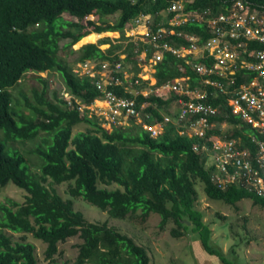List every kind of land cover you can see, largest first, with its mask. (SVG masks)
Returning <instances> with one entry per match:
<instances>
[{"label": "trees", "instance_id": "trees-1", "mask_svg": "<svg viewBox=\"0 0 264 264\" xmlns=\"http://www.w3.org/2000/svg\"><path fill=\"white\" fill-rule=\"evenodd\" d=\"M174 1L0 0V24L6 30L7 49L4 59L0 58V122L9 126V141L18 139L21 141L17 143L35 145L40 138L42 144L36 152L43 160L41 172L31 175L23 167L25 158L20 152L0 154V193L1 188L9 183L26 192L23 203L11 198L0 202V264H39L36 246L27 241V235L47 245L46 259L51 264H150L151 259L144 246L109 227L107 222H91L77 211L75 202L78 198L107 211L115 219L124 220L141 212L142 220H146L151 214H158L161 230H166L172 222L176 225L170 232L174 238H182L188 231L194 232L209 255L230 264L221 256L222 250L211 245L212 230L197 209V185H203L210 200L223 201L236 208L245 199L264 207V199L237 186L220 189L212 181L201 154L194 151V145L201 142L199 138L181 136L173 124L167 125L158 137L151 136L142 125L135 123L105 126V121L100 125L97 117L90 118L76 109H68L66 101L59 100L57 96L48 100L45 87L40 94L36 93L35 104L24 96L27 111L14 107L11 88L32 71L59 73L68 91L85 105L92 104L103 93L93 78L74 75L73 67L77 63H133L136 79L141 69L135 50L139 48L141 51L144 44L140 42L141 47H137L125 31L140 15H151L155 25L166 24L172 16L166 11ZM184 1L186 11L210 8L224 12L223 8L235 0ZM243 1L249 3L251 9L264 11V0ZM65 13L77 21L65 20ZM163 13L167 16L163 17ZM92 15L99 16V23L88 21L87 26L84 25L85 17ZM115 15H118L115 22H105ZM88 26L93 29L87 30ZM176 28L183 33L201 36L202 44L210 36L205 32V24L187 23ZM106 31H119L121 37H106L97 44H83L76 62L68 63L61 58L63 49L72 47L87 34ZM65 39L69 41L62 46ZM179 43L186 42L179 39ZM106 44L109 48L101 49ZM180 65L184 66V72L179 71ZM155 69L159 85L186 76L190 77L192 88L202 82V77L190 65L171 55L157 62ZM36 78L45 84L41 77ZM108 89L113 90V87ZM115 93L133 97L125 92L123 86H119ZM174 98L175 95L169 99L151 95L148 100L162 108ZM145 100L142 96L138 98L140 104ZM213 103H221L225 110H229L224 97ZM148 112L162 119L158 111L149 108ZM227 121L234 125L229 136L241 138L251 149L256 145L250 137L264 139L236 117L230 116ZM81 123L90 128L74 134V128ZM64 183L69 184V199H64L55 188L48 186ZM113 185L116 187L110 188ZM7 231L23 235L20 240H15ZM73 237L82 240L75 261L56 260L59 244Z\"/></svg>", "mask_w": 264, "mask_h": 264}, {"label": "built area", "instance_id": "built-area-1", "mask_svg": "<svg viewBox=\"0 0 264 264\" xmlns=\"http://www.w3.org/2000/svg\"><path fill=\"white\" fill-rule=\"evenodd\" d=\"M223 9L224 12L210 8L191 12L186 11L184 0H175L166 11L172 15L166 24L155 25L151 15L139 16L127 34L131 40L135 38L137 47H141L140 42L144 44L141 51L135 50L138 65H142L136 79L122 62H104L100 70L88 62L76 72L81 76L100 75L95 83L104 95L106 107L96 104L92 111L109 123L120 125L135 119L153 137L173 124L181 136L199 138L201 142L194 145V151L201 154L212 181L220 189L237 186L264 199V139L250 137L256 145L251 149L241 138L229 136L234 125L227 121L230 116L236 117L264 136V11L251 9L243 0H235ZM187 23L207 25L209 38L202 44L201 36L177 30ZM179 39L186 43H179ZM166 55L190 65L202 77L201 85L192 88L189 76L159 85L155 65ZM178 68L185 71L183 65ZM118 86L133 97L115 93ZM151 95L176 98L159 108L148 100ZM140 96L147 101L140 104ZM221 97L228 111L221 103H213ZM149 108L158 111L162 119L148 112Z\"/></svg>", "mask_w": 264, "mask_h": 264}, {"label": "rangeland", "instance_id": "rangeland-1", "mask_svg": "<svg viewBox=\"0 0 264 264\" xmlns=\"http://www.w3.org/2000/svg\"><path fill=\"white\" fill-rule=\"evenodd\" d=\"M63 17L68 21L76 20L68 13H65ZM117 18L118 15L110 16L105 22H115ZM99 20V16L93 15L84 19L83 24L87 26L88 21L99 23ZM92 29L93 27H87V30ZM138 32L140 33V31ZM106 37L119 39L121 33L119 31H106L102 34H92L86 41L83 40L82 42L86 44L95 42L97 44L101 39ZM132 40L134 41L135 38ZM68 41V39H65V41L61 42V45L63 46L65 43H68ZM80 46L81 45L77 43L70 48L63 49L60 53L61 58L68 63L76 62L79 57L78 50L81 48ZM107 48H109L108 44L101 46V49ZM124 57L125 55H122V58ZM77 64L76 69L79 68ZM125 66L131 76H135L134 64L125 63ZM57 75L62 82L59 86L63 88L64 82L58 73ZM43 87L44 85L36 79L35 76L23 78L18 87L13 90L15 107L21 111H27L25 108L24 96L28 98L30 103L35 104L36 93L40 94ZM47 87L49 97H52L53 92H59L60 94L62 92L61 95L66 94V92L58 88L57 85L50 86L48 84ZM98 121L100 125L105 124V120ZM126 121L127 120L123 123ZM105 126L108 125L105 124ZM88 128H90L89 125L81 123L74 128L73 133L84 132ZM0 140L6 142V135L2 130H0ZM33 141L34 140H29L28 142ZM36 143L35 145L32 143H10L12 148L23 151L21 154L26 160L24 167L27 168L28 173L31 175H36L41 172L43 165V160L36 152L37 148L41 147V139L37 138ZM7 150L10 153L14 151L9 148H7ZM48 186L50 188H55L64 199L70 198L68 194V183L62 185L51 184ZM115 187L116 186L113 185L110 188ZM197 189L199 191L197 209L202 212L204 222L212 230V247L215 246L222 250L221 256L230 264H264V207L255 205L251 199H245L239 202L236 208L223 201L210 200L202 184H198ZM25 197L26 193L12 184L7 185L2 190L0 201L4 202L6 198H11L19 203H23ZM75 209L82 212L89 221L107 222L109 227L129 236L138 245L144 246L148 250L151 259L150 264H225L218 257L209 255L205 251L198 235L194 232L188 231L184 237L174 238L170 232L176 225L172 222L167 226L166 230H161L159 228L160 216L158 214H151L146 220H142L141 212L124 220L115 219L110 217L107 211H102L81 198H78L75 202ZM222 217H224V219ZM7 234L12 236L15 240H20L23 235L13 234L9 231H7ZM27 241L36 246V255L39 259V264H51L50 260L46 259L45 251L47 245L45 243L35 239L31 235H27ZM81 242L82 240L79 237H73L64 243H60L59 253L55 256V259L74 262L79 252L78 245Z\"/></svg>", "mask_w": 264, "mask_h": 264}, {"label": "clouds", "instance_id": "clouds-1", "mask_svg": "<svg viewBox=\"0 0 264 264\" xmlns=\"http://www.w3.org/2000/svg\"><path fill=\"white\" fill-rule=\"evenodd\" d=\"M93 16V15H92ZM141 16V15H140ZM87 17H91V16H87ZM87 17H85V19L87 18ZM75 18V17H74ZM76 20H74V21H77V18H75ZM136 20V19H135ZM135 20H133L132 21V25H131V27L129 28V29H127L125 32H127V34L128 33H130L131 32V30L133 29V23L135 22ZM36 26H38V25H36ZM29 28V27H28ZM130 31V32H129ZM104 33V32H103ZM91 34H97V33H91ZM102 34V33H101ZM127 34H126V36H127ZM5 35H6V30H5V28H4V26L2 25V24H0V58H2V59H4V57H5V54H6V47H5ZM88 35H90V34H87L85 37H87ZM84 37V38H85ZM128 37V36H127ZM84 38H82L78 43L81 45L80 47H82V45L83 44H86V43H83L82 42V40L84 39ZM130 38V37H129ZM95 43V42H94ZM77 44V43H76ZM88 62H90V63H93V64H96V67L100 70L101 69V65L104 63V62H109V61H104V62H101V63H98V62H94V61H87V62H85V63H88ZM111 63V62H110ZM81 64H84V63H78L77 65H79V68H80V65ZM125 65V64H124ZM139 66V65H138ZM126 67V66H125ZM78 68V69H79ZM140 68V67H139ZM78 69H76V65H75V67H73V73H74V75L75 76H79V77H83V76H81L80 74L78 75L77 74V70ZM141 69V68H140ZM141 71V70H140ZM130 73V72H129ZM59 74V73H58ZM60 75V74H59ZM28 76H35V78L37 77V76H39V77H41L42 78V80L45 82V84H43L44 85V87H45V93H46V98L48 99V100H51V99H53L55 96H57L58 97V99L59 100H61V99H63V100H65L66 101V103H67V107H68V109H70V110H78L80 113H81V115H85V114H88L89 115V117L90 118H92V117H97V119L98 120H105L107 123H106V125H108V124H111V126H112V123H109V121L105 118V117H103V116H101V115H99V114H97L96 112H94V111H92V106H94V104H98L99 102H102L103 100H102V97L104 96H101L100 98H98V99H95L94 101H93V103L92 104H90V105H85L81 100H79V99H77L76 98V96L74 95V94H72V93H70L69 91H68V88H67V86L65 85V83H64V85H63V88H61L59 85L62 83L61 81H60V79L58 78L59 76L57 75V72H54V71H45V72H35V71H32V72H28L27 73V75L25 76V77H28ZM122 76V75H121ZM24 77V78H25ZM61 77V76H60ZM88 77H91V76H88ZM99 77H100V75H97L96 77H91V78H93L94 79V82H96V80H98L99 79ZM37 79V78H36ZM22 80H23V78L21 79V80H19L18 81V83H17V85L14 87V88H11L12 89V93H13V90L14 89H16L17 87H18V85L22 82ZM63 80V79H62ZM64 82V81H63ZM50 85V86H54V85H57L58 86V88H60V89H62V90H64L65 92H66V94L65 95H61L62 94V92H61V94L59 93V92H53V94H52V97H49V93H48V87H47V85ZM96 84V83H95ZM97 86V85H96ZM44 87H43V89L42 90H44ZM119 87V86H118ZM23 96V95H22ZM14 98V97H13ZM26 100V99H25ZM27 101H29L28 100V98H27ZM32 104V103H31ZM79 106H82L83 107V110H79L78 109V107ZM14 107H15V102H14ZM16 108V107H15ZM132 123H135V124H137V125H141V124H139L135 119H133V120H128L126 123H121L120 125H116V126H128V125H130V124H132ZM114 125V124H113ZM8 124H5V123H1L0 122V130H2V131H4V133H5V135H6V142H3L2 140H0V154L1 155H4L5 153H7V154H10V155H12L14 152H16V151H18V152H23V151H20V150H18V149H16V148H12L11 146H10V143H15V142H17L16 140L14 141V140H10L9 141V133H8V131H7V129H8ZM18 140V139H17ZM7 148H9V149H11V150H14L13 151V153H10L8 150H7ZM35 149V148H34ZM32 150V149H31ZM24 157V156H23ZM25 158V157H24ZM26 161V160H25ZM25 163V162H24ZM23 167H24V165H23ZM26 168V167H25ZM28 171V170H27ZM28 174V173H27ZM7 185H12V183H9V184H7ZM6 185V186H7ZM14 185V184H13ZM5 186V187H6ZM15 186V185H14ZM5 187H3V188H1V193H2V190L5 188ZM18 188V187H17ZM21 190V189H20ZM22 191H24V190H22ZM25 192V191H24ZM0 193V194H1ZM26 193V192H25ZM14 200V199H13ZM0 202H2V201H0ZM4 202H6V200L4 201Z\"/></svg>", "mask_w": 264, "mask_h": 264}, {"label": "crops", "instance_id": "crops-1", "mask_svg": "<svg viewBox=\"0 0 264 264\" xmlns=\"http://www.w3.org/2000/svg\"><path fill=\"white\" fill-rule=\"evenodd\" d=\"M97 105L105 106L106 107V103H104V102H99Z\"/></svg>", "mask_w": 264, "mask_h": 264}, {"label": "bare ground", "instance_id": "bare-ground-1", "mask_svg": "<svg viewBox=\"0 0 264 264\" xmlns=\"http://www.w3.org/2000/svg\"><path fill=\"white\" fill-rule=\"evenodd\" d=\"M91 35H92V34L88 35V36H87V37H85L83 40H85V41H86V40L88 39V37H90ZM83 40H82V41H83Z\"/></svg>", "mask_w": 264, "mask_h": 264}]
</instances>
